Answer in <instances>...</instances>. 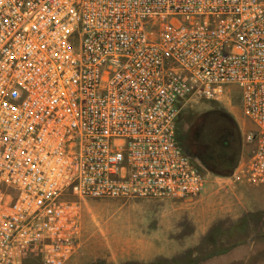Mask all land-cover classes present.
Returning <instances> with one entry per match:
<instances>
[{
	"label": "built area",
	"instance_id": "built-area-1",
	"mask_svg": "<svg viewBox=\"0 0 264 264\" xmlns=\"http://www.w3.org/2000/svg\"><path fill=\"white\" fill-rule=\"evenodd\" d=\"M233 85L264 184V0H0V264H66L84 199L200 197L178 119Z\"/></svg>",
	"mask_w": 264,
	"mask_h": 264
},
{
	"label": "rangeland",
	"instance_id": "rangeland-1",
	"mask_svg": "<svg viewBox=\"0 0 264 264\" xmlns=\"http://www.w3.org/2000/svg\"><path fill=\"white\" fill-rule=\"evenodd\" d=\"M242 103L241 91L233 85L229 87V97L223 101L191 100L182 107L179 137L206 172V185L200 197L84 199L81 245L66 264H232L231 256L222 255L228 254L233 246L245 243L247 250L238 257L246 261L237 264L264 263V184L239 181L246 190L247 205L252 208L239 217H232V211L227 208V195L221 193V190L228 192L225 189L230 185L221 183L226 182L227 176L232 180V174L224 175L223 169L221 174L212 171L197 153L205 149L202 136L211 118L210 112L216 110L230 115L233 111L240 120L243 138L237 150L238 162L253 153L254 143L246 140V134L254 125L244 115ZM242 149L249 154L242 155ZM151 242L180 244L182 249L172 258L158 257L149 263L143 261L150 260V256L129 257V249L137 247L141 254L149 255L146 249ZM27 251L30 254L24 256L22 264H40L37 250Z\"/></svg>",
	"mask_w": 264,
	"mask_h": 264
},
{
	"label": "trees",
	"instance_id": "trees-1",
	"mask_svg": "<svg viewBox=\"0 0 264 264\" xmlns=\"http://www.w3.org/2000/svg\"><path fill=\"white\" fill-rule=\"evenodd\" d=\"M217 113L219 115L214 117L217 118L214 126L208 121L206 130L203 133L201 144L205 146V149H200L197 153L203 157L212 171L221 174L222 171L220 170L223 169L225 170L224 175H231L239 163L237 150L241 147L242 135L233 115L223 111H217ZM177 139L183 149L189 153L179 137L178 125Z\"/></svg>",
	"mask_w": 264,
	"mask_h": 264
},
{
	"label": "crops",
	"instance_id": "crops-1",
	"mask_svg": "<svg viewBox=\"0 0 264 264\" xmlns=\"http://www.w3.org/2000/svg\"><path fill=\"white\" fill-rule=\"evenodd\" d=\"M232 114H233L235 120L237 121V123L240 125V128H241L239 118L236 117V115L234 114L233 111H232ZM241 135L243 138L242 128H241ZM248 154H249V152H247L245 149H242V155L247 156ZM227 177H224V179H226V182H222L221 184H222V186L225 184H226L225 186H227L229 184L230 188L225 189V191H228V192H224V190L223 191L221 190V193H222V195H225V197L227 195V202L229 204V206L227 208L232 211V217H239L242 214H244V212L251 209L252 207L250 208L247 205L248 203L245 200L246 199L245 198L246 190L243 186V183L235 181L233 176H232V180L229 178V176H227ZM226 205H227V203H226ZM245 245H246V243H245ZM245 245L243 244V245L233 246L232 250H230L228 252V254H225L222 256H229V257L231 256L232 257V264H237V262H241L244 260L238 256L240 255V253H242L243 250H247V249H244ZM136 246H138V245H136ZM138 249H139L138 247L133 248V249H129V251H128L130 254L129 257L139 259V258L150 256L151 257L150 260H144L143 261V263H149V262H151V260L158 258V257L172 258L173 256H176L179 254L182 247L180 244L178 245V244H167V243H165L163 245H158L156 242H151L146 249V250L150 251L149 255L141 254L138 251ZM120 256L121 255L118 254L117 259H120ZM124 256H126V255L124 254ZM211 259L214 260L215 258L214 259L211 258ZM244 261H246V260H244ZM261 264H264V263H261Z\"/></svg>",
	"mask_w": 264,
	"mask_h": 264
},
{
	"label": "flooded vegetation",
	"instance_id": "flooded-vegetation-1",
	"mask_svg": "<svg viewBox=\"0 0 264 264\" xmlns=\"http://www.w3.org/2000/svg\"><path fill=\"white\" fill-rule=\"evenodd\" d=\"M217 115H219V113H217V111H212V112H210V117L211 118H209V122H210V124L212 125L213 124V126H214V124H215V122H216V119L217 118H214V117H216ZM213 117V118H212ZM218 117V116H217Z\"/></svg>",
	"mask_w": 264,
	"mask_h": 264
}]
</instances>
